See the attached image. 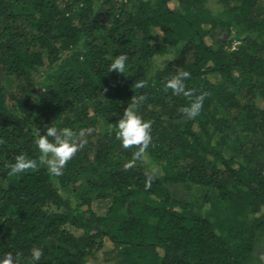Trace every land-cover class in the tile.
Returning <instances> with one entry per match:
<instances>
[{"label": "trees", "instance_id": "obj_1", "mask_svg": "<svg viewBox=\"0 0 264 264\" xmlns=\"http://www.w3.org/2000/svg\"><path fill=\"white\" fill-rule=\"evenodd\" d=\"M218 2L0 0V256L264 264V0ZM178 71L187 96L165 89ZM128 107L151 121L140 159L115 136ZM47 126L91 129L58 177L35 143ZM21 154L37 166L9 175Z\"/></svg>", "mask_w": 264, "mask_h": 264}, {"label": "clouds", "instance_id": "obj_2", "mask_svg": "<svg viewBox=\"0 0 264 264\" xmlns=\"http://www.w3.org/2000/svg\"><path fill=\"white\" fill-rule=\"evenodd\" d=\"M128 56L124 53L115 56L109 63L107 71H115L118 74L124 73L126 69V63ZM190 76L188 71H178L165 83V89H171L174 95H189L190 92L186 89L185 80ZM144 84L141 81L137 87ZM204 99V94L196 96L193 101L181 111L184 115L191 119L198 115ZM139 100H143V97L133 100L135 105ZM151 121L142 119L137 113L134 107H128L124 110L122 117L116 122L115 136L121 143L123 148H129L130 146L139 145L140 147L133 152L134 159H140L143 157L145 150L152 140L151 134ZM37 135L35 138L36 146L39 150V161L41 164H46L48 172L52 176H60L63 174V168L65 164L72 159L77 150L83 146L86 141H81L79 144L75 142V136H85L91 129H81L78 134L74 133L69 128L57 129L54 126H47L44 133L41 134L37 129ZM51 137L50 141L48 138ZM37 166L36 161L29 159L24 155H18L15 159V163H12L10 167L9 175L16 173H22L26 169H32ZM151 186V178L146 182V187ZM43 255L42 249H31V261L33 264H37ZM0 264H21L20 253H16L14 256L12 252H7L3 256H0Z\"/></svg>", "mask_w": 264, "mask_h": 264}, {"label": "rangeland", "instance_id": "obj_3", "mask_svg": "<svg viewBox=\"0 0 264 264\" xmlns=\"http://www.w3.org/2000/svg\"><path fill=\"white\" fill-rule=\"evenodd\" d=\"M209 7L217 12L224 9V5L219 3L218 0H209ZM172 58V56H165L156 60V66L161 68L167 64V62ZM105 204L99 201L93 202L92 209L97 215H103L105 213ZM264 241V239H263ZM264 261V259H263Z\"/></svg>", "mask_w": 264, "mask_h": 264}]
</instances>
